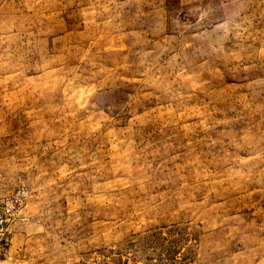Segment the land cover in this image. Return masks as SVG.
Returning <instances> with one entry per match:
<instances>
[{
	"label": "rangeland",
	"instance_id": "1",
	"mask_svg": "<svg viewBox=\"0 0 264 264\" xmlns=\"http://www.w3.org/2000/svg\"><path fill=\"white\" fill-rule=\"evenodd\" d=\"M0 218V264H264V0H0Z\"/></svg>",
	"mask_w": 264,
	"mask_h": 264
},
{
	"label": "built area",
	"instance_id": "2",
	"mask_svg": "<svg viewBox=\"0 0 264 264\" xmlns=\"http://www.w3.org/2000/svg\"><path fill=\"white\" fill-rule=\"evenodd\" d=\"M6 201H7V199H6ZM6 201H5V200H1V203H3V202L6 203ZM2 223H3V219L0 218V228H1V229H2ZM5 245H6V243H1V242H0V256H1L2 253L4 252V247H5Z\"/></svg>",
	"mask_w": 264,
	"mask_h": 264
}]
</instances>
